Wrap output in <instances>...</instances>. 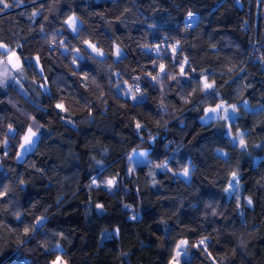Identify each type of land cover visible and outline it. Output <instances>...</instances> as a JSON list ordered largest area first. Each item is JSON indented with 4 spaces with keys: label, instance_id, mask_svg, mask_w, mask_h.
<instances>
[{
    "label": "trees",
    "instance_id": "16d2710c",
    "mask_svg": "<svg viewBox=\"0 0 264 264\" xmlns=\"http://www.w3.org/2000/svg\"><path fill=\"white\" fill-rule=\"evenodd\" d=\"M8 2L13 6L0 12V42L23 45L16 49L23 74L11 71L19 83L0 88V190H9L0 200V264H49L57 254L67 264H169L180 239L189 241L181 264H264V158L255 160L264 155V66L251 55L250 33L241 25L244 0ZM187 12L196 13L192 23L184 20ZM71 13L83 21L79 39L64 23ZM85 39L106 53L118 45L123 56H86L77 68L76 54L59 41L86 51ZM156 44L159 56L144 47ZM238 53L231 74L215 80L216 94L202 93L201 76ZM34 56L43 74L32 67ZM173 56L188 58L196 70L191 80L152 81L154 63L178 74ZM136 84L145 93L137 101L121 93L129 85L135 92ZM220 101L239 109L230 129L222 119H201ZM60 102L69 111L58 115ZM33 117L44 125L41 139L17 159ZM9 124L19 135L8 132ZM238 129L246 150L227 135ZM133 148L147 156L131 167ZM164 162L168 169L155 167ZM184 168L187 178L179 173ZM233 172L238 193L224 191ZM110 176L111 189L101 183ZM40 216L47 217L43 227L25 235L23 228ZM204 236L211 257L191 247Z\"/></svg>",
    "mask_w": 264,
    "mask_h": 264
},
{
    "label": "snow or ice",
    "instance_id": "6c2138e0",
    "mask_svg": "<svg viewBox=\"0 0 264 264\" xmlns=\"http://www.w3.org/2000/svg\"><path fill=\"white\" fill-rule=\"evenodd\" d=\"M15 6H20V4L23 3V0H14ZM13 4H10L8 0H0V12L5 11L6 9L12 7ZM38 15V12H33L32 17H35ZM194 16V13L189 12L188 17L191 19ZM31 18V17H30ZM65 25H67V28L73 33L75 39H79V33L80 28L78 27L79 24H82L83 21L79 19V17L75 15H71L67 17V19L64 21ZM41 31H43V28H41ZM53 44L56 43L55 40L52 41ZM81 43L85 45L86 51H82L80 47H73L69 49V47L65 44L63 40L59 41V47L63 48L65 52H74L76 55L72 58V64L76 65L77 68L79 67L78 61L85 59L86 56H91L92 59L96 58H103L106 57V55H115L117 59L123 56V52L121 48L116 45L114 48V52L106 53L102 47H97L96 43H93L91 40H82ZM180 46V41L177 40L176 43L171 47V52L176 53L178 48ZM145 48H150L154 50L157 55L159 56L161 53L160 45H144ZM17 48L22 49L23 45L17 44L15 47H10L9 44L0 42V65H2V71H0V88H6L9 84V81H12L13 83H19L18 80H16V77L11 75V71H15L18 74L22 73V64L23 61L21 59V55L17 53ZM182 52V50H181ZM94 54V55H93ZM27 59V58H25ZM35 60V63L32 65L33 68H36L41 74H43V68L39 66V57L33 58ZM173 64L176 65L179 68L178 74H172V72L168 71L163 63L160 64H153L154 68H158V72L156 75H152L150 72L148 73V76L151 78L152 81H155L157 83H161L162 80L167 79L169 76H171L172 80L178 81V76L181 78L187 77L189 80H191V73L195 72L196 70L192 68L188 58L186 56H182V62H178L176 58L173 56L171 57ZM187 67L188 72L185 71V68ZM234 69H228L229 72L233 71ZM240 71H243V69H240ZM75 75V72L73 73ZM46 79V78H45ZM82 80L88 79V74L84 73V75L81 77ZM139 77H136V80H139ZM41 87H45V85H41ZM99 87V85H97ZM119 88V85H117ZM199 89L202 93L215 95L216 94V81L212 80L209 82L207 75H202V78L199 81ZM123 95L130 98L132 101H137L138 95L143 96L145 93H142L139 87V84L135 85V92H133V85H129V87L123 92ZM187 102V98H184ZM85 104L87 105V101L85 100ZM55 109L59 110L58 115L61 113H67L69 110L65 108L64 104L62 102L56 103L54 105ZM245 107H247V102H245ZM229 108L231 109L232 116L229 115ZM239 109L236 105H229L228 107H225V102L221 101L220 103H216L214 107H208L204 110V116L201 119H222L224 121H230L231 119L235 118L234 114L237 113ZM211 114V115H210ZM34 121L33 126H28L27 129L24 131L23 135L21 136L22 142L20 143L19 147L21 150V153H24L25 151H31L33 147L36 145V142L41 139L40 129L44 127V125L40 124L38 121H35V117L32 118ZM61 119L65 120L68 123H73L67 116L61 115ZM33 127H35V131L33 130ZM137 130H140L143 125H141L140 122H136L135 125ZM226 128H231L232 124L227 123L225 125ZM8 132L16 133V135H19V132L17 129H15L11 124L8 125ZM227 135L230 136V140L234 145H237L241 149H247V142L245 140V133L244 132H237L235 135H232L231 132H228ZM153 141H155V137H151ZM3 147H8V141L7 136L5 135ZM220 151V150H218ZM7 153H5L6 155ZM141 156H147L146 152L140 153ZM222 156L226 157L227 153L222 152ZM21 156H17V159H20ZM131 159V158H130ZM157 168H163L168 169L167 162H164L163 164H157L155 165ZM184 177L189 176V169L184 168L182 173ZM21 183H24V181H21ZM103 185L109 189L116 186V180L108 179L105 181H102ZM92 185H95L97 187L100 186V184H97V180L93 178ZM8 188L3 187L2 190H0V200H3L5 197L8 196ZM225 192H237L239 191V176L236 172L232 173V179L228 182V187L224 189ZM247 205H252L251 198L247 199ZM97 208L102 209L104 206L102 204H97ZM15 218L20 221L21 216L19 213L15 214ZM47 219L46 216H40L39 218L35 219V222L30 224L29 226H25L23 228V232L25 235H31L36 232L37 226L43 227V222ZM135 219V217H133ZM22 223V221H21ZM210 242V238L208 236H204L198 241L191 244V247L202 249L205 252H207L208 244ZM53 247L59 248V245H54ZM189 247V241L188 240H180L179 243L175 245V255L171 258L169 261V264H181V257H184L187 255V249ZM207 255L211 257V253L207 252ZM215 260V258H213ZM49 264H67V261L62 258L61 255H56L54 259H51L49 261Z\"/></svg>",
    "mask_w": 264,
    "mask_h": 264
},
{
    "label": "built area",
    "instance_id": "2783aa9c",
    "mask_svg": "<svg viewBox=\"0 0 264 264\" xmlns=\"http://www.w3.org/2000/svg\"><path fill=\"white\" fill-rule=\"evenodd\" d=\"M244 8L248 11L246 18L242 19V27L250 33V44L253 48L252 56L259 60L260 66H264V0H244ZM186 13L184 20L192 23L195 17L189 19ZM260 34V36H259ZM158 70L156 71L157 74Z\"/></svg>",
    "mask_w": 264,
    "mask_h": 264
},
{
    "label": "rangeland",
    "instance_id": "374dc122",
    "mask_svg": "<svg viewBox=\"0 0 264 264\" xmlns=\"http://www.w3.org/2000/svg\"><path fill=\"white\" fill-rule=\"evenodd\" d=\"M71 15H75V13H71L69 16H71ZM68 16V17H69ZM76 16V15H75ZM240 57H241V55L238 53V54H234V55H231V56H229V57H227V58H225V59H223V60H221V61H218V62H216V63H213L212 65H211V68H210V71L208 72V73H206V74H204V75H207L208 76V79H209V82H211L212 80H216V79H223V78H226V77H228L230 74H231V72H229L228 71V69H233V67L236 65V63L240 60ZM33 58H35V56L33 57ZM34 60V59H33ZM34 63H35V60H34ZM0 71H2V65H0ZM201 78H202V76H201ZM123 92L124 91H122L121 93L123 94ZM142 96H139L138 95V98L137 99H139V98H141ZM229 105H231V104H225V107H228ZM236 114V113H235ZM235 114H234V116H235ZM229 115L230 116H232L233 114L231 113V109L229 108ZM232 120V119H231ZM230 121H227V123H229ZM27 129V128H26ZM35 131V130H34ZM237 132H241V129H238V131ZM236 132V133H237ZM228 133V132H227ZM236 133H233L232 134V132H231V134L232 135H235ZM22 142V140L20 141V143ZM20 143H19V145H20ZM218 150H220L219 152H226L225 151V149H223V148H218ZM27 151H25L24 153H21V150H20V147L18 146V150H17V152H16V157L17 156H21V158L24 156V154L26 153ZM143 152H146V150L144 149V148H133L131 151H130V153H129V157L131 158V167H133L135 164H137V162H139V161H142L143 162V160H145V158H146V156H141L140 155V153H143ZM20 158V159H21ZM263 159L264 158V155H261V156H258V157H256L255 158V160H257V159ZM180 174L182 173V171H180L179 172ZM237 173V172H236ZM182 175V174H181ZM113 178H115V176H110V177H108L107 178V180L108 179H113ZM185 178H187V177H185ZM231 179H232V177H231ZM230 179V180H231ZM180 240H184V239H180ZM180 240H178V242L177 243H179V241ZM176 243V244H177ZM174 255H175V249H174ZM189 254L187 253V255L186 256H188ZM186 256H184V257H186ZM181 258H183V257H181Z\"/></svg>",
    "mask_w": 264,
    "mask_h": 264
},
{
    "label": "water",
    "instance_id": "95a60500",
    "mask_svg": "<svg viewBox=\"0 0 264 264\" xmlns=\"http://www.w3.org/2000/svg\"><path fill=\"white\" fill-rule=\"evenodd\" d=\"M236 2H237V4H239L240 3V0H236ZM221 102V101H220ZM220 102H217V103H220ZM216 104V103H215ZM215 104H213V105H210L211 107H214L215 106ZM210 106H208V107H210ZM207 107V108H208ZM211 115V114H210Z\"/></svg>",
    "mask_w": 264,
    "mask_h": 264
},
{
    "label": "bare ground",
    "instance_id": "6f19581e",
    "mask_svg": "<svg viewBox=\"0 0 264 264\" xmlns=\"http://www.w3.org/2000/svg\"><path fill=\"white\" fill-rule=\"evenodd\" d=\"M194 13H195V12H194ZM195 14H196V13H195ZM247 15H248V11H247ZM195 17H196V15H195ZM195 17H194V18H195ZM195 21H196V20H195ZM259 36H260V34H259Z\"/></svg>",
    "mask_w": 264,
    "mask_h": 264
}]
</instances>
